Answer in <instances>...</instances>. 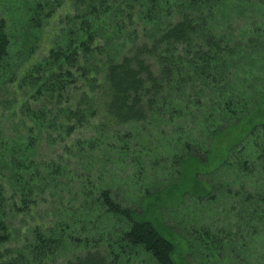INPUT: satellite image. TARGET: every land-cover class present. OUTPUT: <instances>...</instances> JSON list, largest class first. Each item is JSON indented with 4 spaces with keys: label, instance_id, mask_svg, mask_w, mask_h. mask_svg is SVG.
I'll list each match as a JSON object with an SVG mask.
<instances>
[{
    "label": "trees",
    "instance_id": "obj_1",
    "mask_svg": "<svg viewBox=\"0 0 264 264\" xmlns=\"http://www.w3.org/2000/svg\"><path fill=\"white\" fill-rule=\"evenodd\" d=\"M13 1L32 34L62 3ZM16 23L0 264H195L194 240L264 264V0H71L20 74ZM190 202L222 215L194 228Z\"/></svg>",
    "mask_w": 264,
    "mask_h": 264
},
{
    "label": "rangeland",
    "instance_id": "obj_2",
    "mask_svg": "<svg viewBox=\"0 0 264 264\" xmlns=\"http://www.w3.org/2000/svg\"><path fill=\"white\" fill-rule=\"evenodd\" d=\"M62 3L61 5L56 9L54 16L47 19L46 23L44 24L41 31L38 33H34V30L25 27L22 23H18L20 14L23 12L22 4L20 6H16L13 0H0V16L8 18H13V20L17 21L15 24L16 30L20 34L23 35L22 31H26L27 36L18 38L15 41V47H16V53L15 57L10 61L11 64V70L17 71V74H20L24 72L27 68H29L32 64L35 62H38L43 56L46 55L47 50L49 49L50 45L52 44V39L56 32L59 31L61 28V24H59V20L63 18L68 11H70V1L71 0H60ZM9 9L11 10L12 14L10 13ZM15 16V18H14ZM10 70L8 71V73ZM8 77H6L2 82V85L0 86V94H4L5 90H7L8 87L11 86L10 83H8ZM2 98V97H1ZM3 99V98H2ZM4 101L8 102L9 109H11V101L10 98L3 99ZM3 111H9V110H3ZM2 112H0V121L3 122L2 126L0 127V130H2L3 133H10L9 135L5 136L4 138L0 136V139H2V142L8 143L11 141V137L13 136V133H11L12 130V117L11 115L9 117H5L3 119ZM9 114V112H8ZM262 120H264V114L262 116ZM9 129V131H8ZM1 142V141H0ZM206 206H197L193 202L189 203V206L186 208V211L189 213L188 218L191 220V223L196 226L194 228H197V226H209L213 225L217 222V220L221 217L222 208L214 205L210 207L209 210H205L204 214H199V211H202ZM181 210V209H180ZM179 210V211H180ZM195 211L189 212V211ZM179 216L176 218V223H178ZM179 224V223H178ZM195 248L192 251V255L190 258H187L188 262L195 264H253L252 261L248 258V261L246 263H243L237 259H235L234 255H229L230 252V246L223 241L221 247V250L219 251L221 255H217V250L215 251H208L207 245L202 244L203 242L199 240H194ZM213 254H215L213 256Z\"/></svg>",
    "mask_w": 264,
    "mask_h": 264
}]
</instances>
